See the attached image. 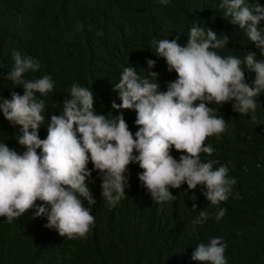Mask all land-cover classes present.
<instances>
[{"label": "trees", "instance_id": "obj_1", "mask_svg": "<svg viewBox=\"0 0 264 264\" xmlns=\"http://www.w3.org/2000/svg\"><path fill=\"white\" fill-rule=\"evenodd\" d=\"M257 2L264 5V0ZM220 3L170 0L164 6L159 0H0V72L6 74L12 67L13 50L40 62V70L26 74V78L48 74L55 82L54 93L43 97L48 105L46 121L51 114H60L54 105L70 98L74 82L92 89L96 114L112 112L117 116L120 113L113 111L111 104L121 101L113 87L123 69L131 66L146 76V61L155 60L151 71L159 74L160 90L166 91L177 74L169 72L166 61L153 54L152 41L179 37L178 43L183 46L194 21L218 36L229 37L228 45L216 50L221 56L243 59L252 51L257 60H264L244 30L231 24V17H224ZM78 25H83L82 30H77ZM260 27L264 28V21ZM98 32L103 35L98 36ZM245 75L251 83L254 73L245 70ZM10 89L23 94L22 86L0 78V93L10 98ZM259 101L256 122L251 114L234 112L231 102L224 104L218 115L226 120L227 130L220 139L215 135L206 138L205 146L215 149L211 157L201 153L202 161L213 159L219 162L217 167L227 165L229 175L237 180L232 195L220 205L227 209L220 221L215 219L217 207L205 197L192 210V191L187 190L186 183L180 189H170L176 196L174 201H153L138 179L142 169L133 163L126 173V196L112 208L103 201L98 173L92 172L87 183L97 201L92 206L95 227L86 239L62 237L44 227L46 218L33 219L30 211L12 223L0 217V264H199L191 260L192 251L215 237H223L227 243L228 264H264V93ZM123 115L134 135L138 130L136 113L124 110ZM43 126L39 130L41 139L47 136L46 123ZM18 131L0 113V143L22 153L24 148L16 140ZM171 154L175 158L181 155L174 148ZM88 167L93 166L89 163ZM84 203L87 206V201ZM201 210L209 213V219L193 229L192 220ZM183 230L186 244H175Z\"/></svg>", "mask_w": 264, "mask_h": 264}, {"label": "clouds", "instance_id": "obj_2", "mask_svg": "<svg viewBox=\"0 0 264 264\" xmlns=\"http://www.w3.org/2000/svg\"><path fill=\"white\" fill-rule=\"evenodd\" d=\"M168 5L170 0H159ZM224 17L244 30L248 40L264 56V5L254 0H221ZM83 25H78V31ZM102 36V32L97 33ZM176 39L153 40L158 58L166 61L169 72L177 79L161 91L159 74L151 71L155 60L148 59L146 76L131 66L123 69L119 82L113 87L119 100L111 109L120 114H96L92 89L73 83L70 94L57 104L60 114H51L46 121L45 99L54 93L55 82L48 74L28 79L26 74L40 70L41 64L31 56L13 50L12 67L0 78L23 87L21 95L10 89V98L0 93V113L13 128L19 129L16 140L24 151L18 152L5 142L0 143V217L8 223L32 213V218H46L44 227L53 229L69 240L86 239L95 227L92 206L97 203L88 187L92 172L101 180V196L109 208L125 198L128 186V167L138 164L141 185L156 203L174 201L170 189L187 184L189 201L195 211L205 197L217 207L216 221L227 209L220 207L232 195L237 183L229 175V167L217 160H201V153L211 157L215 149L205 146L207 137L220 139L227 130V122L218 115L224 104L231 102L232 110L241 115L251 114L257 121L259 97L264 93V60H257L256 52L248 51L243 59L221 56L217 49L228 45L227 35L194 21L181 45ZM245 70L254 73L251 83ZM219 107H214V106ZM136 113L138 130H129L123 111ZM110 114V115H109ZM46 123L47 136L41 139L39 130ZM181 153L179 159L172 149ZM38 150L39 153H38ZM89 163L92 168L88 167ZM201 186L196 189L197 186ZM187 195V192H185ZM236 198L240 196L237 193ZM37 201L40 203L38 204ZM84 201H87V206ZM209 219L206 210L192 220L193 229ZM237 235H242L237 231ZM187 233H178L175 244H186ZM227 243L223 237L209 238L199 243L191 253V260L199 264H228Z\"/></svg>", "mask_w": 264, "mask_h": 264}]
</instances>
